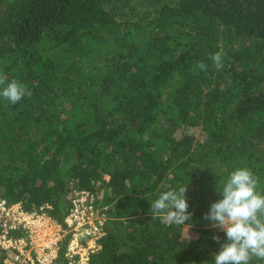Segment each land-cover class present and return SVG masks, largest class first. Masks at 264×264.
Returning <instances> with one entry per match:
<instances>
[{
    "label": "trees",
    "instance_id": "trees-1",
    "mask_svg": "<svg viewBox=\"0 0 264 264\" xmlns=\"http://www.w3.org/2000/svg\"><path fill=\"white\" fill-rule=\"evenodd\" d=\"M0 75L31 92L0 95V196L61 223L73 190L99 192L89 264H212L229 174L264 193V0H0ZM181 186L185 226L152 219Z\"/></svg>",
    "mask_w": 264,
    "mask_h": 264
},
{
    "label": "clouds",
    "instance_id": "clouds-1",
    "mask_svg": "<svg viewBox=\"0 0 264 264\" xmlns=\"http://www.w3.org/2000/svg\"><path fill=\"white\" fill-rule=\"evenodd\" d=\"M217 70L223 67L222 53L211 57ZM200 71L207 70V64L198 62ZM0 95L11 104H16L31 92L16 80L7 82L0 75ZM144 142L148 134L141 137ZM258 177L249 168H236L232 171L220 193L222 199L212 203L203 219L211 227L223 231L226 242L218 236L213 240L220 244L218 253L212 257V264H251L253 258L264 261V193L257 191ZM187 187L162 192L150 205L152 219L159 218L166 226H185L191 219L186 199Z\"/></svg>",
    "mask_w": 264,
    "mask_h": 264
},
{
    "label": "built area",
    "instance_id": "built-area-1",
    "mask_svg": "<svg viewBox=\"0 0 264 264\" xmlns=\"http://www.w3.org/2000/svg\"><path fill=\"white\" fill-rule=\"evenodd\" d=\"M98 202L96 192L73 190L58 223L48 205L26 211L0 196V264H55L61 252L62 264H89L104 235L105 209Z\"/></svg>",
    "mask_w": 264,
    "mask_h": 264
},
{
    "label": "rangeland",
    "instance_id": "rangeland-1",
    "mask_svg": "<svg viewBox=\"0 0 264 264\" xmlns=\"http://www.w3.org/2000/svg\"><path fill=\"white\" fill-rule=\"evenodd\" d=\"M97 194H99L100 195V193L98 192Z\"/></svg>",
    "mask_w": 264,
    "mask_h": 264
}]
</instances>
